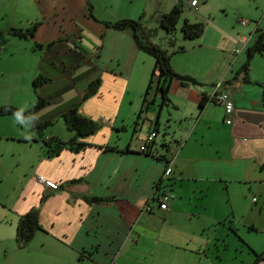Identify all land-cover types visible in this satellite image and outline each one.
Segmentation results:
<instances>
[{"label": "crops", "instance_id": "obj_1", "mask_svg": "<svg viewBox=\"0 0 264 264\" xmlns=\"http://www.w3.org/2000/svg\"><path fill=\"white\" fill-rule=\"evenodd\" d=\"M134 10L142 18L146 40L169 50V44L156 41L158 29L151 24L155 18L161 26L165 12ZM124 18L118 0H0V108L28 109L41 96L46 103L36 116L50 122L45 138H74L62 118L74 107L101 124L83 139V149L64 148L49 156L43 143L34 140L38 135L29 122L0 115V225L10 224L6 230L16 232L19 216L39 209L43 229L29 244L34 264H210L211 246L218 253L227 250L223 228L229 238H238L224 221L235 213L227 195H234L232 205H238L236 196L247 197L242 184L251 183L259 195L255 204L264 212V51L252 57L248 75L242 68L247 49L264 28L257 23L247 34L224 30L220 39L214 34L212 45L219 51L212 52L199 77L186 65L178 67L187 51L178 52V62L171 61L174 69L196 77L199 84L173 80L171 103L162 108L157 123L154 108L140 114L154 57L139 49L130 30L105 24ZM34 26L33 33L27 32ZM205 44L211 45L191 43ZM39 75L48 80L35 88ZM218 79L234 101L232 111L213 99L201 105ZM96 80L97 93L84 99ZM154 131L151 155L146 154L141 146ZM40 177L57 181L59 188L46 187ZM163 192L175 193L168 209L160 206ZM90 195L106 200L91 203L86 199ZM243 238L264 251L256 248L264 247V239L253 243L252 237ZM245 253L253 263V254Z\"/></svg>", "mask_w": 264, "mask_h": 264}, {"label": "rangeland", "instance_id": "obj_2", "mask_svg": "<svg viewBox=\"0 0 264 264\" xmlns=\"http://www.w3.org/2000/svg\"><path fill=\"white\" fill-rule=\"evenodd\" d=\"M191 1L192 0H118L121 10L124 11L125 18L134 19L140 18L139 13H133L135 11L134 9L137 7L149 9L148 12L153 14L157 9H159L160 12H169L174 7V5L181 2L184 6V9L180 15L177 28L174 32L168 33L159 24H157L155 18L152 19L153 21L151 24L158 29V33L155 35L156 41L162 44V46L169 44V52L173 51L171 50L172 47H176L177 49V46L185 44L187 51L185 54L186 56H184V58H180V61L178 62L179 55H181V53L176 52L172 55L171 61H173L174 64L178 62V67H180L182 70L186 68L185 65L188 66L187 69L193 72V75L197 77L201 75L200 70L205 68L207 61L213 59L212 52L215 51L217 53L219 51L218 46L214 47L212 45L215 39L214 34L218 33L219 39L222 37L224 30L235 35L247 34L245 32L248 31V28L254 29L257 23H259V25L264 28V0H197L199 3L197 7L198 10L190 6ZM113 11L115 13L118 12L116 10ZM143 15L141 13V16ZM186 19H188L190 22L204 23L205 30L201 38L195 41H190L184 38L182 25ZM242 19H246L248 23L243 25ZM201 41L208 42L211 45L205 44L203 47L191 45L192 42L195 44ZM171 42H174L175 45H172ZM241 45L242 43L240 46ZM158 75L159 74L157 73V78ZM201 79L203 78L200 77L199 80ZM155 93L156 86L154 89H152L150 100H146V102L144 104L142 103V105H155V107L160 105L162 102L160 94L158 95V100L153 101V98L156 95ZM157 111H159V108H157ZM145 112L146 110H144L143 113ZM172 112L174 113L173 108ZM169 121H171L172 124L175 123L173 120ZM145 142L148 146L152 143L149 137L144 140V143ZM242 185L245 187L247 197L236 196L239 204L233 206L232 197L234 195L231 194L230 197L227 195V198H229L227 204L230 203L229 209L234 210L235 213L233 211L232 213H229L224 221L226 222L227 226L229 224H233L239 232L247 236L248 240L250 237H252L253 243H258L264 239V229L261 228L264 227V212L261 213L259 209L260 207H257V204H255V202L258 200H254V196H256L258 199L259 195L257 192L254 193L253 188H250L252 184L247 183ZM237 194L241 195V191H237ZM251 205L253 207H257V210L250 212L251 207L249 206ZM253 222L258 228L253 225ZM4 225H7V227L11 226L10 224ZM4 225H0V264H34L29 260L31 246L20 248L16 241V232L13 231V229L9 232L6 230ZM249 227H255L256 232L248 233ZM223 230L224 234L222 235V238L226 239L227 245L225 246L227 247V250L221 248L218 253L215 246H211L212 251L209 255V263L213 264L215 261L218 262L217 264H241V260H244V264H252V261H249L252 257L245 253L246 250L243 247H240L239 239L235 236L239 242L238 243L235 240V237L229 238L227 236L228 228H223ZM256 248L263 250L262 248L264 247H260L258 244L256 245ZM242 249H244L245 252H243Z\"/></svg>", "mask_w": 264, "mask_h": 264}, {"label": "trees", "instance_id": "obj_3", "mask_svg": "<svg viewBox=\"0 0 264 264\" xmlns=\"http://www.w3.org/2000/svg\"><path fill=\"white\" fill-rule=\"evenodd\" d=\"M184 9V6L181 2L174 5V7L169 11L165 12L161 16L160 24L161 27L166 30L168 33H172L177 28V23L179 21L180 15ZM105 24L111 28L117 29V30H130L133 34V37L135 39V42L139 49L142 51L152 55L155 59V67L153 70V73L151 74L147 89L145 91V94H143V104L148 99L149 94H151L152 89L156 86V95L153 98V101L155 100L157 94L161 96L162 102L159 107L158 111V117L156 119V122L159 123L160 120V114L162 112V108L167 107L171 103V98L169 95L171 84L173 80H180L182 83H195L199 84V81L196 77L192 75H184L178 73L171 63V57L176 52H182L186 51V48L184 46L177 47L176 50H173L169 52V50H166L159 45L150 42L146 40V38L143 36V22L142 18L140 19H134V18H124L119 19L116 21H106ZM35 27H33V30H28L27 32L33 33L35 30ZM205 30V25L202 22H190L188 19L184 21V24L182 25V32L184 33V38L189 40H195L200 38ZM260 35L258 39L247 49L248 57L246 62L243 64V70L246 75H248L249 68H250V62L252 57L256 53H262L264 51V29H259ZM27 32H24L22 29H13V33L20 36V37H26ZM157 73L158 78L156 77ZM157 78V81H156ZM48 78L39 75L37 76L33 83L35 88L38 86L44 84L47 82ZM100 86V80L93 81L90 83L86 89L84 99L89 98L90 96H93L97 93ZM211 100L210 97L206 96L202 99L201 105L205 103V101ZM46 103V100L39 96L38 100L34 105H32L28 109H22L17 106H14L12 104L4 105L0 108V115H15V113L19 112L20 119H23L24 121L31 122L30 118H35L34 121L31 124L32 128L38 135L37 138L34 140L41 141L43 143V146H45L48 150L49 156H55L58 155L62 149L64 148H70L72 150L79 151L83 149L86 145L84 138L95 134L100 128L101 124L82 114L79 112L78 107H74L72 109H69L67 112H65L62 116L65 124L67 127L75 132V136L70 141H64L56 136L45 138L44 137V130L50 124V122H41L37 119V112L38 110ZM146 107V108H145ZM154 108L157 111V107L155 105H143V108L140 111V114L147 109ZM165 109V108H164ZM156 133V131H154ZM155 139V137L153 138ZM129 150V149H128ZM146 154L151 155V151L148 150L145 152ZM159 159H163L164 156L160 155L158 156ZM163 183V181L161 182ZM161 183H157L156 187L157 190H160ZM175 194V193H174ZM86 199L91 203H100L105 201L106 199L102 197L97 196H86ZM229 227L231 228L232 232H234L238 238L242 241L243 247L249 251L251 254L254 255V261L252 264H260L264 260V251L258 252L255 250L244 238L241 232H239L233 224H229ZM42 225L40 223V211L38 208H32L28 212L22 214L19 216L17 227H16V241L20 248L28 247L30 242L35 237V234L38 230H41ZM249 231H256L255 227H249ZM246 246V247H245ZM84 255L81 253L80 260H84Z\"/></svg>", "mask_w": 264, "mask_h": 264}, {"label": "built area", "instance_id": "obj_4", "mask_svg": "<svg viewBox=\"0 0 264 264\" xmlns=\"http://www.w3.org/2000/svg\"><path fill=\"white\" fill-rule=\"evenodd\" d=\"M190 4L194 7L198 6V1L197 0H192L190 2ZM247 20L246 19H242V23H246ZM235 53H239L240 49H235L234 50ZM224 83L223 79L218 80L215 85H214V90L213 93L210 96V99L215 100L217 103L223 104L224 107L226 108L227 111H232L234 109V101L233 99L229 96V94L226 91L221 90L222 85ZM156 136L155 132H152L149 135V138L152 140L154 137ZM148 143V142H147ZM142 151H148L149 150V146L145 143L141 146ZM174 164V158L170 159L167 163V172L166 175L168 174V172L170 171L172 165ZM40 181L48 188L52 189V190H57L59 188V183L57 181L48 179L46 177H40ZM175 194L173 193H169V192H163L161 194L160 200V206L163 209H168V205H167V201L169 198H174ZM147 209H150V207H147Z\"/></svg>", "mask_w": 264, "mask_h": 264}, {"label": "clouds", "instance_id": "obj_5", "mask_svg": "<svg viewBox=\"0 0 264 264\" xmlns=\"http://www.w3.org/2000/svg\"><path fill=\"white\" fill-rule=\"evenodd\" d=\"M198 4H199V3H198ZM190 6H192V5L190 4ZM192 7H194V6H192ZM197 7H198V6H197ZM197 7H196V8H197ZM228 94H229V93H228ZM20 115H21V114H20L19 112L15 113V116L17 117L18 122L21 123V124H24L23 119H20ZM34 119H35L34 117H33V118H30V121H31L30 123H32V122L34 121ZM150 134H151V133H150ZM150 134H149V135H150Z\"/></svg>", "mask_w": 264, "mask_h": 264}]
</instances>
